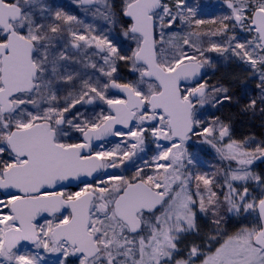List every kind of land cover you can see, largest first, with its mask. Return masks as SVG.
<instances>
[{
    "label": "snow or ice",
    "instance_id": "1",
    "mask_svg": "<svg viewBox=\"0 0 264 264\" xmlns=\"http://www.w3.org/2000/svg\"><path fill=\"white\" fill-rule=\"evenodd\" d=\"M74 2L0 0V264H264V0Z\"/></svg>",
    "mask_w": 264,
    "mask_h": 264
},
{
    "label": "rangeland",
    "instance_id": "2",
    "mask_svg": "<svg viewBox=\"0 0 264 264\" xmlns=\"http://www.w3.org/2000/svg\"><path fill=\"white\" fill-rule=\"evenodd\" d=\"M114 2L117 4V6L120 3V0H114ZM192 3H207L208 0H191ZM213 2H215V0H213ZM56 5L58 6V8L62 11L68 12L69 14H80V18L81 19H90V18H86L84 17V15L81 13L80 9L77 7L76 3L74 2V0H55ZM220 11L219 9H217V11L214 13V15H219ZM204 18H209V17H204ZM239 37L241 40L246 38V34L245 33H239ZM213 55V57H216L217 54L213 53L211 54ZM120 74L123 77H128L131 78L129 76V72H128V68L121 65L120 67ZM224 74V72H226L229 76L232 73H235L236 75H238L239 79H232L230 81V90L231 93L233 95L234 90L238 91V100L240 102L243 103H247L248 99L252 98V96H254L255 92L257 91L255 88V85L257 83V81L253 78H249V73H250V69H247L246 66L239 62V61H232L230 62L227 67H223L221 66L214 74L211 72V70H209V77L210 80L212 82H215L217 79H219V74L222 73ZM229 72V73H228ZM227 78V76L225 77ZM229 80V79H228ZM234 89V90H233ZM248 93L247 95L245 93ZM236 93V92H235ZM240 102H236L233 103L234 105L231 104V106H237L238 108L241 106ZM227 103V102H226ZM228 104V103H227ZM230 106V107H231ZM242 107V106H241ZM217 112H221L219 111L217 108L216 109H208L205 113H204V118L205 119H211L214 116H218L221 118L220 114H217ZM245 114H248V116L250 118L253 117H264V115H261L259 112V109H257L256 114L253 115L251 112H245ZM119 138H113L112 143L114 144ZM257 140V139H256ZM259 141V140H257ZM106 147H111L112 144H106ZM148 155H151V152L148 153ZM211 161L212 163H215L214 159L212 156H206L204 157V163L207 165L208 162ZM263 166H254V171L256 172H263ZM117 172H120L121 174H124L122 172V170H116Z\"/></svg>",
    "mask_w": 264,
    "mask_h": 264
},
{
    "label": "trees",
    "instance_id": "3",
    "mask_svg": "<svg viewBox=\"0 0 264 264\" xmlns=\"http://www.w3.org/2000/svg\"><path fill=\"white\" fill-rule=\"evenodd\" d=\"M232 75H235L237 77L236 79H239L238 75H236L235 73L231 72L230 76ZM226 76L227 78H225ZM230 76L226 72H224V74L222 72L219 74V79H224L225 83L230 87V81L232 80L229 78ZM237 93L238 91L236 88V90H234L233 92V103L239 101L237 98ZM233 103L231 104L234 105ZM240 103L241 106L245 104L243 102ZM231 104L225 103L223 106L218 107L217 109L221 112H217V114L221 115V119L224 122L230 123L233 137L237 139H243L246 136H253L259 141L264 140V117L250 118L248 114H245V112L241 110V106L238 108L237 106H231ZM261 166H263L262 171L264 172V164Z\"/></svg>",
    "mask_w": 264,
    "mask_h": 264
},
{
    "label": "water",
    "instance_id": "4",
    "mask_svg": "<svg viewBox=\"0 0 264 264\" xmlns=\"http://www.w3.org/2000/svg\"><path fill=\"white\" fill-rule=\"evenodd\" d=\"M111 141L113 140V138H109ZM264 161H256L254 166H258V165H263ZM71 190H76L74 187Z\"/></svg>",
    "mask_w": 264,
    "mask_h": 264
}]
</instances>
